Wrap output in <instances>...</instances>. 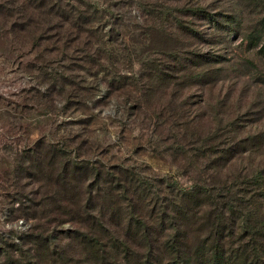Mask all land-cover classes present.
Masks as SVG:
<instances>
[{
	"label": "trees",
	"instance_id": "16d2710c",
	"mask_svg": "<svg viewBox=\"0 0 264 264\" xmlns=\"http://www.w3.org/2000/svg\"><path fill=\"white\" fill-rule=\"evenodd\" d=\"M80 3L67 10L58 2L61 41L72 42L74 37V48L83 45L79 50L85 69L96 81H105L107 93L98 103L113 99L125 103L134 119L152 108L150 119H158L153 123L159 130L173 132L163 141L168 154L175 157L178 175L161 179L123 164L106 168L89 158L73 160L71 147L57 141L29 145L15 174L28 175L31 184L38 185L20 207V216L32 223L21 241L9 245L0 264H264V167L248 166L249 170L228 171L224 179L218 178L220 160L230 158L225 163L233 165L244 152L255 149L258 138L251 139L248 127L239 126L238 120L224 125L221 119L213 129H207L205 122H188L183 104L176 103L184 90L212 93L227 70L225 63L237 66L231 58L197 52V45L195 51H184L194 44H188L189 40L203 42L210 35L187 27L183 17L192 14L217 22L213 40L219 43L225 29L239 33L246 20L242 9L224 14L227 25L204 9L165 10L159 22L175 42L169 53L171 65L148 62L145 74L120 71L126 63L112 50L108 54L112 41L100 31L107 13L96 5ZM121 20L116 22V31L123 27ZM146 85L148 89L142 87ZM164 94L170 99L161 107ZM153 95L158 100L152 104L148 99ZM221 109L213 113L221 114ZM167 111V119H162ZM182 131L191 137L180 139ZM208 163L214 169L210 177L206 176L210 175ZM65 224L72 227L64 228Z\"/></svg>",
	"mask_w": 264,
	"mask_h": 264
},
{
	"label": "rangeland",
	"instance_id": "374dc122",
	"mask_svg": "<svg viewBox=\"0 0 264 264\" xmlns=\"http://www.w3.org/2000/svg\"><path fill=\"white\" fill-rule=\"evenodd\" d=\"M60 1L67 10L82 5L81 0H0V260L11 243L21 241L32 223L20 216V207L38 185H32L28 175L16 177L15 174L23 164L22 154L29 145L57 141L71 147L73 160L74 157L89 158L101 161L106 168L123 164L125 168H136L161 179L178 175L179 168L175 157L168 154L166 142L173 132L159 130L153 123L158 119H150L154 115L152 108L134 119L125 103L115 99L97 102L107 93L105 81H96L85 69L81 62L83 53L79 50L83 45L74 48V37L70 39L72 42L61 41ZM82 1L107 13L100 31L112 41L107 46L108 54L112 50L121 63H126L121 64L120 71L134 69L145 74L148 62L171 65L169 53L175 42L167 27L159 22L165 10L204 9L227 25L224 14L231 15L242 9L246 20L239 33L229 31V34L224 28L219 43L213 40L217 22L192 14L183 17L187 27L207 37L210 35L203 42L198 38L189 40L188 44H194L184 51H195L197 45V52L231 58L230 62L237 66L233 68L225 63L227 70L212 93L205 94L197 88L184 90L176 103L183 104L182 114L188 116V122L195 120L198 125L205 122L207 129H213L221 119L224 125L238 120L239 126L248 127L251 139L258 138L255 149L251 147L249 152H244L233 165L228 167L230 162L225 163L230 158L221 159L218 178L224 179L228 171L249 170L248 166L264 167V23L261 25L264 0H238L239 6L232 0ZM121 18L123 27L116 31V22ZM173 21L172 18L174 31ZM142 87L148 89V85ZM162 99L165 103L161 107L170 96L164 94ZM157 100L156 95L148 99L152 104ZM221 107L222 115L213 113ZM169 114L167 111L162 119H167ZM223 114L234 116L230 119ZM185 133L182 131L183 136L179 138L191 137ZM203 135L202 132L199 140ZM210 167V163L206 164V168ZM213 171L210 168V175L206 176L210 177ZM178 179L183 180L180 176Z\"/></svg>",
	"mask_w": 264,
	"mask_h": 264
}]
</instances>
